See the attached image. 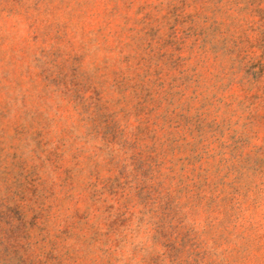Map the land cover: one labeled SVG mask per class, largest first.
<instances>
[{"label":"rangeland","instance_id":"374dc122","mask_svg":"<svg viewBox=\"0 0 264 264\" xmlns=\"http://www.w3.org/2000/svg\"><path fill=\"white\" fill-rule=\"evenodd\" d=\"M0 264H264V0H0Z\"/></svg>","mask_w":264,"mask_h":264}]
</instances>
